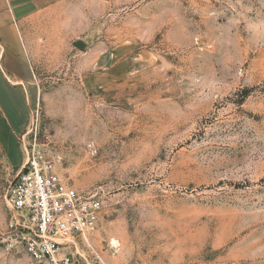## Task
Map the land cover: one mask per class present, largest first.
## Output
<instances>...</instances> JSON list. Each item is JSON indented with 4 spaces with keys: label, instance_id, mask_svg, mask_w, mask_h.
I'll list each match as a JSON object with an SVG mask.
<instances>
[{
    "label": "rangeland",
    "instance_id": "1",
    "mask_svg": "<svg viewBox=\"0 0 264 264\" xmlns=\"http://www.w3.org/2000/svg\"><path fill=\"white\" fill-rule=\"evenodd\" d=\"M9 3L0 229L33 154L101 196L76 264H264V0Z\"/></svg>",
    "mask_w": 264,
    "mask_h": 264
},
{
    "label": "built area",
    "instance_id": "2",
    "mask_svg": "<svg viewBox=\"0 0 264 264\" xmlns=\"http://www.w3.org/2000/svg\"><path fill=\"white\" fill-rule=\"evenodd\" d=\"M4 202L0 249L24 253L29 264H76L78 244L87 241L103 210L97 191L78 192L51 161L33 154L14 176Z\"/></svg>",
    "mask_w": 264,
    "mask_h": 264
},
{
    "label": "crops",
    "instance_id": "3",
    "mask_svg": "<svg viewBox=\"0 0 264 264\" xmlns=\"http://www.w3.org/2000/svg\"><path fill=\"white\" fill-rule=\"evenodd\" d=\"M9 1V5H10V8H11V11L13 14L20 16V12H19V7H20V4H19V1L20 0H7ZM31 1H41V2H44V0H31Z\"/></svg>",
    "mask_w": 264,
    "mask_h": 264
}]
</instances>
